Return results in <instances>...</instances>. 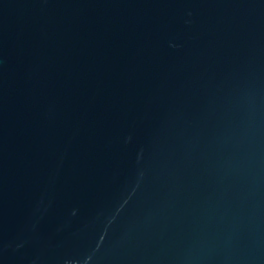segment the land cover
I'll return each instance as SVG.
<instances>
[{"label":"water","instance_id":"obj_1","mask_svg":"<svg viewBox=\"0 0 264 264\" xmlns=\"http://www.w3.org/2000/svg\"><path fill=\"white\" fill-rule=\"evenodd\" d=\"M0 264H264V0H0Z\"/></svg>","mask_w":264,"mask_h":264}]
</instances>
